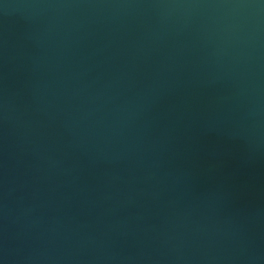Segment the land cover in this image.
Segmentation results:
<instances>
[{"label":"water","instance_id":"obj_1","mask_svg":"<svg viewBox=\"0 0 264 264\" xmlns=\"http://www.w3.org/2000/svg\"><path fill=\"white\" fill-rule=\"evenodd\" d=\"M0 264H264V0H0Z\"/></svg>","mask_w":264,"mask_h":264}]
</instances>
